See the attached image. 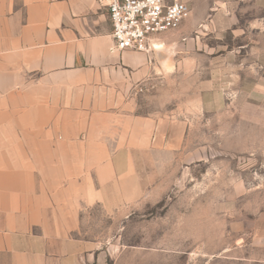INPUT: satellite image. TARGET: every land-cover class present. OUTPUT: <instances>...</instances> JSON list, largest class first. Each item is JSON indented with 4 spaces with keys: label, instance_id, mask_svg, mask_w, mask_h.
I'll use <instances>...</instances> for the list:
<instances>
[{
    "label": "crops",
    "instance_id": "obj_1",
    "mask_svg": "<svg viewBox=\"0 0 264 264\" xmlns=\"http://www.w3.org/2000/svg\"><path fill=\"white\" fill-rule=\"evenodd\" d=\"M166 60L117 49L97 0H0V264L100 263L82 209L116 207L135 159L184 141L186 122L136 111Z\"/></svg>",
    "mask_w": 264,
    "mask_h": 264
},
{
    "label": "rangeland",
    "instance_id": "obj_2",
    "mask_svg": "<svg viewBox=\"0 0 264 264\" xmlns=\"http://www.w3.org/2000/svg\"><path fill=\"white\" fill-rule=\"evenodd\" d=\"M188 5L153 50L171 71L135 86L136 111L186 122L184 141L135 159L116 207L82 209L99 264H264V0Z\"/></svg>",
    "mask_w": 264,
    "mask_h": 264
},
{
    "label": "built area",
    "instance_id": "obj_3",
    "mask_svg": "<svg viewBox=\"0 0 264 264\" xmlns=\"http://www.w3.org/2000/svg\"><path fill=\"white\" fill-rule=\"evenodd\" d=\"M108 12L119 50L151 52L159 34L174 30L189 13L188 0H97Z\"/></svg>",
    "mask_w": 264,
    "mask_h": 264
},
{
    "label": "bare ground",
    "instance_id": "obj_4",
    "mask_svg": "<svg viewBox=\"0 0 264 264\" xmlns=\"http://www.w3.org/2000/svg\"><path fill=\"white\" fill-rule=\"evenodd\" d=\"M158 46L159 48H161V47H163V45L162 44H157V42L155 43V46ZM166 69H170V68H172V64L171 63H169L168 61H167V63H166V67H165Z\"/></svg>",
    "mask_w": 264,
    "mask_h": 264
}]
</instances>
